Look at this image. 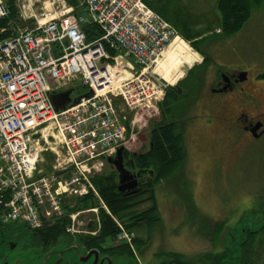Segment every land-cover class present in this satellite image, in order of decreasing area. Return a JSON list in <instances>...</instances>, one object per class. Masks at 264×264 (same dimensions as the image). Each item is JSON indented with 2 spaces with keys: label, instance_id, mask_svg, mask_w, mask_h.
<instances>
[{
  "label": "built area",
  "instance_id": "obj_1",
  "mask_svg": "<svg viewBox=\"0 0 264 264\" xmlns=\"http://www.w3.org/2000/svg\"><path fill=\"white\" fill-rule=\"evenodd\" d=\"M83 4L88 17H78L66 3L54 15H23L30 25L15 27L0 41V225L39 230L66 217V232L80 234L79 212L68 214L67 209L89 195L109 213L93 183V169L127 146L130 111L164 98L167 86L152 68L176 40L190 51L176 28L145 0ZM8 16L6 0H0V23ZM85 23L98 26L103 36L87 42ZM105 45L121 54L111 58ZM73 83L93 96L56 111L49 93H61ZM116 99L126 112L119 111ZM50 154L56 157L52 166ZM117 224L118 238L130 243L125 227Z\"/></svg>",
  "mask_w": 264,
  "mask_h": 264
},
{
  "label": "rangeland",
  "instance_id": "obj_2",
  "mask_svg": "<svg viewBox=\"0 0 264 264\" xmlns=\"http://www.w3.org/2000/svg\"><path fill=\"white\" fill-rule=\"evenodd\" d=\"M169 1L183 20L195 23L205 16L194 7L193 0ZM17 3L20 17L48 13L54 15L64 3L67 4L65 0H18ZM28 21L25 20V24L19 27L28 26ZM208 21L211 19L208 18ZM177 31L184 38L185 36L194 38V34L199 32L203 35L214 34L213 30ZM187 44L190 51L179 40L176 41L168 55L161 59L157 67L152 68L156 78L167 87L176 86L181 81L180 78L187 75L191 65L200 64L204 60L202 52L210 58L206 73V96L211 95L213 79L219 71H245L248 72V77L264 82V79L259 78V75L264 74V5L261 8H253L251 18L242 30L231 38L214 36L202 43L199 51L192 46V41H187ZM110 50L117 52L112 57L107 51L113 59L121 54L116 49ZM194 56L200 63L195 61ZM111 62L114 63V60ZM167 62L174 65L167 66ZM78 85L73 83L71 87ZM257 95L261 100L259 110L264 116V83L257 85ZM116 100L119 111L126 112L122 100ZM162 101L163 99L152 107L130 111L131 128L127 129L126 146L128 151L133 153L148 151L151 128L161 119ZM249 105L250 103L243 109L241 107L234 109L253 117ZM209 115L213 113L205 112L203 107L177 115L178 119H182L181 131L184 134L186 161L178 174L155 186L158 221L153 225L141 224L133 232L126 229L130 243L119 238L105 243L106 247L127 243L133 252L132 255L112 257L115 264H162L174 253L191 260L198 258L202 263L205 262L206 258L203 257L206 255L220 253L225 254L226 261L231 258L232 245L240 240L242 229H247L248 226L255 227L264 221V211L259 209L264 197V136L254 140L241 132L233 122L215 120ZM50 157L52 166L56 157L53 158L51 154L48 158ZM45 165L41 164L43 168ZM50 165L48 163L46 167L50 168ZM105 171H115V167L108 162H102L101 165H95L93 176L103 175ZM99 203L101 204L100 200ZM69 205H73L72 199ZM150 206L148 202L137 208L141 211ZM256 210L258 212H255ZM85 211H78L76 230L80 231V234L68 233L71 236L65 239L62 245H71L77 235L90 233L93 225L98 222L96 217L99 211L84 213ZM246 215L253 218L250 216V221L244 219ZM253 219L256 225L252 224ZM218 234L219 237L215 240ZM134 238L143 242L140 249L135 247ZM262 238L264 240V231L250 242L251 246L255 245L253 248L255 253L259 252L258 242ZM239 253L241 255L237 264H246L241 247ZM258 257L253 264H264V250Z\"/></svg>",
  "mask_w": 264,
  "mask_h": 264
},
{
  "label": "trees",
  "instance_id": "obj_3",
  "mask_svg": "<svg viewBox=\"0 0 264 264\" xmlns=\"http://www.w3.org/2000/svg\"><path fill=\"white\" fill-rule=\"evenodd\" d=\"M65 1L74 8V13L78 17L86 15L87 9L83 5V0ZM6 3L9 9V16L0 23V31L4 27L9 29L5 33L0 32V41L15 33L11 26L16 27L25 24L19 15L17 0H6ZM263 5L264 0H219L220 23L212 31L214 34L208 35L205 33L203 35L202 32H199L194 34V38L193 36L192 38L185 36V39L187 41L192 40V46L199 51L200 45L214 36L226 39L231 38L240 32L251 18L252 9L261 8ZM29 22L30 21H28V23ZM82 29L89 43L103 36L102 30L93 23L83 24ZM217 30L221 32L217 33ZM105 46L112 57L117 54L116 51L110 50L107 45ZM202 55L204 56L203 62L194 66L189 71L187 81L181 85L182 95L176 91V86H168L166 88L165 97L160 103L162 121L158 124H154L151 128L148 151L135 156L131 153H127V151L124 153L127 168L139 174L142 180H144L143 188L140 187L139 193L137 194L125 195L118 191L116 170L112 172L105 171L103 175L94 176L93 183L103 202L109 209L110 214L107 213L94 195L76 199L75 205L73 208L67 209V213L70 214L81 210L97 208L99 211L98 216L100 225L99 227L97 224L95 225V229H98L96 235H77L73 240H79L87 249L99 250L102 255L110 257L132 255L133 252L131 248L125 243L110 247H106L107 245H105L107 241L111 242L118 238L120 228L117 221L129 232H133V230L138 228L141 224L143 225L146 223L148 225H153L158 221V206L154 193L155 186L160 184L163 180L170 179L178 174L186 161L184 134L181 131L182 119H178L177 115L182 112L184 113V111L189 112L184 105V98H187V100H199V94L206 79L207 64L210 59L209 55L203 52ZM259 77L264 79V74H261ZM70 89L73 92V98L83 96L88 91V88L83 85L72 86ZM127 127H130V121L127 122ZM148 202H150L151 205L149 208L141 211L138 210L137 207ZM261 204L259 209L264 211V197L261 200ZM255 212L258 211L256 210ZM68 222L69 219L65 217L57 221L51 227L35 230L36 236L38 237L36 244L42 245L46 249L62 245L64 240L69 239L71 236L66 232ZM8 227L11 229L27 228L20 224H9ZM261 231H264V227L254 234H249L246 243L241 246L242 253L245 255L246 264H253L256 262V259H259L258 256L260 253L264 250L263 238L258 242L260 243L258 246V253H255L253 250L255 245L251 246L252 243H250ZM219 234L215 236V240L218 239ZM133 243L137 249L143 246V242L138 238H134ZM203 258H206L204 263L198 258L191 260L181 254L174 253L169 260L164 261L162 264H223L225 261V254L212 253Z\"/></svg>",
  "mask_w": 264,
  "mask_h": 264
},
{
  "label": "flooded vegetation",
  "instance_id": "obj_4",
  "mask_svg": "<svg viewBox=\"0 0 264 264\" xmlns=\"http://www.w3.org/2000/svg\"><path fill=\"white\" fill-rule=\"evenodd\" d=\"M210 34L213 35L212 33ZM191 66L189 67L190 70L196 65ZM188 73L176 85V91L180 95H182L181 85L187 81ZM247 74L248 72L245 71H219L213 79L214 83L210 89V96H206V76L199 94V100H187V98H184L185 107L188 110L203 107L205 112L210 111L213 113V115H209L211 118L231 121L234 126L249 137H252L254 140L261 139L264 136V116L261 115L259 110L261 100L257 95V85L264 82L250 78ZM249 103L248 108L252 109L253 117H248L242 111L237 112L234 109L235 107L243 109ZM161 121L162 116L156 124ZM255 126H258V129L253 132ZM125 151L131 153L133 156L140 154L138 152H130L127 148ZM137 175L140 187L143 188L144 180H142L139 174ZM8 226L9 224H5L0 228V264H27L29 260L35 259L41 261L43 256L52 249H46L44 246L36 244L38 237L34 230L29 228L11 229ZM75 264H79V261L75 262Z\"/></svg>",
  "mask_w": 264,
  "mask_h": 264
},
{
  "label": "water",
  "instance_id": "obj_5",
  "mask_svg": "<svg viewBox=\"0 0 264 264\" xmlns=\"http://www.w3.org/2000/svg\"><path fill=\"white\" fill-rule=\"evenodd\" d=\"M72 93L73 92L71 89L57 94L49 93V98L54 109L56 111H63L67 108L78 105L81 102L82 98L88 99L93 96V92L91 90L85 93L83 96L75 98L72 97ZM257 129L258 126H255L253 132ZM124 152L125 148L121 147L118 150L117 156L115 158L109 159V163L113 164L117 172L118 191L125 195L137 194L139 193L140 186L137 177L138 175L137 173L132 172L127 168L124 160ZM250 216L251 215H246L244 219H248L250 221L249 218L252 217ZM253 223L255 224L254 219L252 224ZM263 227L264 221L256 225L255 227L248 226L247 229L243 228L241 231L240 240L235 242L231 247V258L229 260L224 261L223 264H237L240 260L241 255L239 253L240 247L246 243L248 235L258 232ZM78 261L79 264H115L112 257L102 255L97 249H92L88 251V249L83 244H81L79 240H76L70 246H55L50 249V251L45 256H43L41 261H39L38 259L29 260L27 264H75V262Z\"/></svg>",
  "mask_w": 264,
  "mask_h": 264
},
{
  "label": "crops",
  "instance_id": "obj_6",
  "mask_svg": "<svg viewBox=\"0 0 264 264\" xmlns=\"http://www.w3.org/2000/svg\"><path fill=\"white\" fill-rule=\"evenodd\" d=\"M146 2L155 10V12L170 22L177 30H214V28L220 23L219 0H193L192 4L194 7L199 9V12L204 13L205 15L195 23L188 22L186 19L183 20L181 14H177L172 8L169 0H146ZM84 6L86 7V5ZM82 16L88 17V9L86 15ZM208 18H210L211 21H208ZM194 58L195 61L198 60L196 56H194Z\"/></svg>",
  "mask_w": 264,
  "mask_h": 264
},
{
  "label": "bare ground",
  "instance_id": "obj_7",
  "mask_svg": "<svg viewBox=\"0 0 264 264\" xmlns=\"http://www.w3.org/2000/svg\"><path fill=\"white\" fill-rule=\"evenodd\" d=\"M176 41H178V40H176ZM176 41H175V42H176ZM175 42H174V43H175ZM174 43H173L172 47L170 48V50L173 48ZM170 50H169V51H170ZM169 51H168V52H169ZM168 52L166 53V55H168ZM170 58H171V57H170ZM163 59H164V58H163ZM165 59H166V58H165ZM168 61H169V60H168ZM166 65H167V66H170V65L172 66V65H174V64H171V62H170V63L167 62ZM181 78H182V77H181ZM181 78H180V79H181Z\"/></svg>",
  "mask_w": 264,
  "mask_h": 264
}]
</instances>
